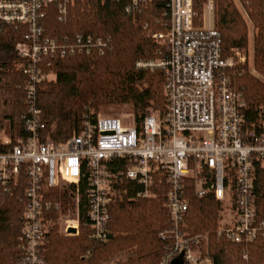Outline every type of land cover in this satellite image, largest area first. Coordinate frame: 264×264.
Wrapping results in <instances>:
<instances>
[{"label": "built area", "instance_id": "1", "mask_svg": "<svg viewBox=\"0 0 264 264\" xmlns=\"http://www.w3.org/2000/svg\"><path fill=\"white\" fill-rule=\"evenodd\" d=\"M75 1L0 0V25L26 30L14 50L26 77L27 138L0 146L1 187L18 186L21 174L25 176L18 264H43L41 248L56 224L51 215L71 208L61 198H47L50 190L61 187H72L68 191L75 208V218L63 223L64 234L75 236L83 226L100 242L111 238L112 204L160 198L171 224L159 234L171 244L161 264H171L181 253L184 264H213L209 233L193 234L186 224L190 200L212 198L220 218L215 236L241 246L246 264L247 247L264 244V122L246 124V103L235 77L248 65L247 57L237 50L223 57L215 0H165L161 31L148 33L159 45L158 57L138 62L136 68L163 71L162 114H147L139 126L134 118L127 124L119 118L86 117L67 142H41L36 89L54 79L55 60L91 50L102 55L106 49L91 37H44L46 9L56 7L61 21ZM151 1L129 0L125 12L139 13Z\"/></svg>", "mask_w": 264, "mask_h": 264}, {"label": "trees", "instance_id": "2", "mask_svg": "<svg viewBox=\"0 0 264 264\" xmlns=\"http://www.w3.org/2000/svg\"><path fill=\"white\" fill-rule=\"evenodd\" d=\"M128 4L129 0H77L68 6L61 21L56 7L46 9L42 19L44 37H91L104 42L106 49L102 55L91 50L55 60L54 79L36 89L41 142H67L78 133L85 118L94 121L98 108L104 105H129L137 126L148 110L163 111V71L138 69L136 64L158 57L159 45L148 33L161 31L165 0H152L139 13H126ZM215 7V27L223 57H231L233 50H247L248 27L232 0H215ZM246 12L253 27L252 69L264 79V1L249 0ZM25 32L24 27L0 25V133L7 128L8 147L27 138L23 122L28 113L23 89L26 77L19 68L23 61L14 50ZM242 69L235 77V87L245 99L246 124L257 126L264 122V82L251 74L247 65ZM69 188L52 189L47 198H61L65 204L68 190L72 191ZM24 192L23 174L18 186L11 184L5 191L0 185V264H18L20 259L17 238L22 227ZM217 209L212 198L191 199L188 229L193 234L209 233L208 255L213 264H245L241 246L215 236ZM58 216L53 213L51 218ZM170 228L163 201L158 197L116 202L109 208L108 242L94 240L87 227L80 226L75 236L60 235L54 227L41 248L43 264H161L171 244L161 240L159 234ZM247 250L246 264H264V244L252 243Z\"/></svg>", "mask_w": 264, "mask_h": 264}, {"label": "rangeland", "instance_id": "3", "mask_svg": "<svg viewBox=\"0 0 264 264\" xmlns=\"http://www.w3.org/2000/svg\"><path fill=\"white\" fill-rule=\"evenodd\" d=\"M232 2L235 5V7L237 8V10L239 11L242 18L245 20L247 27H248L249 48L247 50L241 51V52H244V54L247 57V64H248L247 66L249 68L250 73L255 75L257 78H259L260 80H262L264 82V79L261 78L260 76L256 75L252 69L253 68V57H252L253 56V52H252L253 27H252V24H251V21H250L248 15H247V12H246V6L249 4V0H232ZM163 111H164V109H163ZM163 111L148 110V112L146 114L159 116L160 114L163 113ZM97 116L119 118V119H122L127 124L130 121H132V118H134V114H133L131 107L129 105H104V106H101L97 110L96 117ZM8 139H9L8 138V130L6 128L2 133H0V141L6 142V141H8ZM69 196L67 198L68 202L65 203V205L70 202V204H71L70 211L67 212L66 209H64L63 210L64 213L59 214V216L56 219H54L56 224L51 227V229L56 227L57 231L60 235H65L64 231H63V226H64L63 223H64L65 219L75 218V208L73 206V204H74L73 203V195H71V198H69ZM219 219L220 218H219V213H218V209H217L216 223L218 222Z\"/></svg>", "mask_w": 264, "mask_h": 264}, {"label": "water", "instance_id": "4", "mask_svg": "<svg viewBox=\"0 0 264 264\" xmlns=\"http://www.w3.org/2000/svg\"><path fill=\"white\" fill-rule=\"evenodd\" d=\"M69 233H74V230L73 229H70L68 231ZM183 254H179L177 257H175L172 261H171V264H184L183 263Z\"/></svg>", "mask_w": 264, "mask_h": 264}]
</instances>
